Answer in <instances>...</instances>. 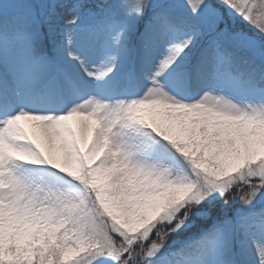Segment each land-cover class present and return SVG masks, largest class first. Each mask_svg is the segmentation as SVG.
I'll return each mask as SVG.
<instances>
[{"label":"snow or ice","instance_id":"1","mask_svg":"<svg viewBox=\"0 0 264 264\" xmlns=\"http://www.w3.org/2000/svg\"><path fill=\"white\" fill-rule=\"evenodd\" d=\"M0 264H264V0H0Z\"/></svg>","mask_w":264,"mask_h":264}]
</instances>
